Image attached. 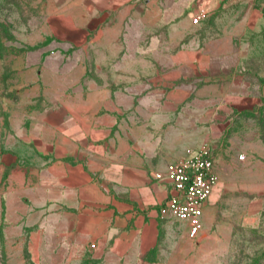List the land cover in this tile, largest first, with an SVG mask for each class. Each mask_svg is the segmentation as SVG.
<instances>
[{
	"label": "crops",
	"instance_id": "obj_1",
	"mask_svg": "<svg viewBox=\"0 0 264 264\" xmlns=\"http://www.w3.org/2000/svg\"><path fill=\"white\" fill-rule=\"evenodd\" d=\"M220 4L48 1L57 7L56 21L72 33H87L90 52L120 60L104 63L120 62L123 114H97L113 94L96 89L87 94V114L82 95L69 108L72 114H54V122L53 114H10L0 138V252L11 263L82 264L93 254L99 264H123L128 249L137 245L144 213L152 224L171 194L155 172L179 160L172 136L175 114L145 111L144 103L156 94L143 97L142 88L159 86L155 77L161 70L193 61L198 54L189 41L193 17L197 11L212 14ZM152 237L148 231L142 245L152 244Z\"/></svg>",
	"mask_w": 264,
	"mask_h": 264
},
{
	"label": "rangeland",
	"instance_id": "obj_2",
	"mask_svg": "<svg viewBox=\"0 0 264 264\" xmlns=\"http://www.w3.org/2000/svg\"><path fill=\"white\" fill-rule=\"evenodd\" d=\"M48 1L0 0V138L10 114H53L54 122V114H72L81 95L87 114L94 89L113 94L97 114H123L120 62L104 63L118 58L90 52L87 33L56 21L57 7ZM193 24V61L161 70L159 86L142 91L156 94L145 111L175 114V159L206 145L217 152L204 234L190 238L185 224L170 216L156 215L151 224L145 212L123 264H264V0H221ZM148 231L152 244L142 245ZM83 258L82 264L100 262L93 254ZM0 264L13 263L0 252Z\"/></svg>",
	"mask_w": 264,
	"mask_h": 264
},
{
	"label": "built area",
	"instance_id": "obj_3",
	"mask_svg": "<svg viewBox=\"0 0 264 264\" xmlns=\"http://www.w3.org/2000/svg\"><path fill=\"white\" fill-rule=\"evenodd\" d=\"M204 18L205 13L197 11L193 23L198 24ZM216 158L215 148L206 145L195 155L172 161L164 170L154 174L155 180L171 187V194L160 209V215L185 223L192 239H199L204 234L205 209L218 180Z\"/></svg>",
	"mask_w": 264,
	"mask_h": 264
}]
</instances>
